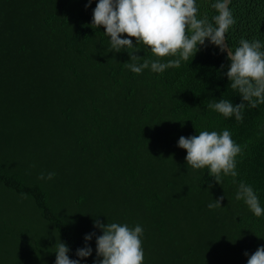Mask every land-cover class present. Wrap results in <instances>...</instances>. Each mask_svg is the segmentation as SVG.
I'll return each mask as SVG.
<instances>
[{
  "label": "trees",
  "instance_id": "obj_1",
  "mask_svg": "<svg viewBox=\"0 0 264 264\" xmlns=\"http://www.w3.org/2000/svg\"><path fill=\"white\" fill-rule=\"evenodd\" d=\"M98 2L0 0V264H55L57 238L95 264L97 218L141 226L143 264H247L264 246V214L236 193L251 186L264 208V103L242 101L227 52L207 38L179 68L132 72L133 49L108 51L104 26H91ZM216 2L196 0L197 18L214 24ZM229 9V47L257 39L264 51V0ZM135 47L138 64L176 58ZM221 99L244 102L243 119L207 107ZM205 130L242 148L222 184L178 145ZM93 232L92 255L78 257Z\"/></svg>",
  "mask_w": 264,
  "mask_h": 264
},
{
  "label": "clouds",
  "instance_id": "obj_2",
  "mask_svg": "<svg viewBox=\"0 0 264 264\" xmlns=\"http://www.w3.org/2000/svg\"><path fill=\"white\" fill-rule=\"evenodd\" d=\"M230 2L231 0H217L211 5L218 13L212 18L213 24L207 17L197 18L196 0H99L93 10L91 26L94 29L104 26V33L110 37L108 51L133 49L128 52L131 62L127 67L134 73H141L149 66L153 72L158 73L168 68H179L182 61H188L196 54L198 45H204L207 38L210 43L220 48L221 53L227 52V59L231 63L226 74L232 82L231 87L238 90L242 101L256 107L257 104L264 103V51H261L262 44L257 39L249 41L242 38L235 50L225 43V34L235 23L229 9ZM90 5L91 0H88L85 6ZM122 33H126L129 38H121ZM131 37L136 38L135 45ZM140 43L148 46L156 57L176 58L166 63L156 59L138 64L140 56L135 53L139 48L135 46ZM207 107L225 117L235 116L237 121H241L245 103L234 104L221 99ZM178 145L187 150L186 161L189 166L193 169H203L207 166L209 175L213 176L216 182L222 184V173L232 177L238 175L235 170V158L241 153L242 148L233 141L228 130L221 133L205 130L200 131L198 136H181ZM54 175L55 173H49L47 179ZM44 178L42 173L40 179ZM223 199V196L215 199L208 207L210 209L221 207ZM236 199L244 200L257 217L264 214V208L260 206L251 186L240 183ZM94 226L103 232L102 235L96 236L95 264H143L141 226L130 228L127 224L115 222L105 224L98 218L94 220ZM94 235H96L94 232L86 234L85 246L77 249L78 257L92 255L93 249L88 241H91ZM55 249V264H80L79 259H70L69 247L59 238ZM244 254L249 255L247 252ZM247 264H264V246H260L250 255Z\"/></svg>",
  "mask_w": 264,
  "mask_h": 264
},
{
  "label": "water",
  "instance_id": "obj_3",
  "mask_svg": "<svg viewBox=\"0 0 264 264\" xmlns=\"http://www.w3.org/2000/svg\"><path fill=\"white\" fill-rule=\"evenodd\" d=\"M225 43L227 44V41L225 40Z\"/></svg>",
  "mask_w": 264,
  "mask_h": 264
}]
</instances>
